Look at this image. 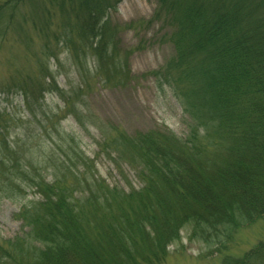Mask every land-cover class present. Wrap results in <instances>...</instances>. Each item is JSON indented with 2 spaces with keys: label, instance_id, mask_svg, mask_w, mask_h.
<instances>
[{
  "label": "trees",
  "instance_id": "obj_1",
  "mask_svg": "<svg viewBox=\"0 0 264 264\" xmlns=\"http://www.w3.org/2000/svg\"><path fill=\"white\" fill-rule=\"evenodd\" d=\"M121 1L0 0V94L18 95L39 130L9 137L0 109V196L21 202L0 264H165L183 234L220 264H264V241L229 253L264 219V0H154L145 23L168 28L172 53L140 75L128 62L137 48L119 38L128 26L108 16ZM148 77L180 107L183 131L105 130L86 97ZM51 94L61 106L40 112ZM66 118L100 129L94 156ZM100 155L138 186L110 184Z\"/></svg>",
  "mask_w": 264,
  "mask_h": 264
},
{
  "label": "rangeland",
  "instance_id": "obj_2",
  "mask_svg": "<svg viewBox=\"0 0 264 264\" xmlns=\"http://www.w3.org/2000/svg\"><path fill=\"white\" fill-rule=\"evenodd\" d=\"M155 8L154 0H122L108 14L114 23L128 26L119 38L122 47L137 48L128 61L132 73L136 75L158 69L172 53L171 45L162 39L163 34L169 31L168 28H161V22L145 23L152 17ZM3 51L0 52V80L6 78L8 68L4 61L6 53ZM58 80L60 85L65 86L64 76ZM86 103L97 122L104 124L105 130L109 124H115L129 134L151 129H169L176 134L183 131L180 107L169 92H160L150 77L126 88L95 87L86 97ZM61 104L55 95H47L39 111H55L56 106ZM0 109L10 116L5 119L9 137H21L24 132H32L34 135L39 131L37 124L29 123V113L15 93L0 94ZM63 124L68 131L77 135L80 148L87 155L94 156L100 129L86 132L72 118H66ZM43 141H40V146H44ZM96 164L100 174L110 184H118L124 189H128L130 184L138 186L131 171L125 169L124 175L119 174L104 155L96 158ZM20 204L0 196L1 238L11 239L20 231L21 222L15 217ZM260 241H264V219L239 230L229 253L240 255ZM220 258L219 255H209L199 244L188 242L183 234L179 243L168 247L165 264H220Z\"/></svg>",
  "mask_w": 264,
  "mask_h": 264
}]
</instances>
